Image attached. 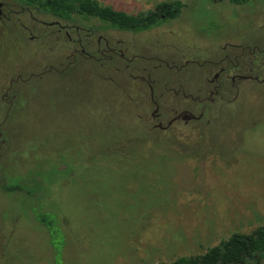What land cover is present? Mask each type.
<instances>
[{
  "label": "rangeland",
  "instance_id": "1",
  "mask_svg": "<svg viewBox=\"0 0 264 264\" xmlns=\"http://www.w3.org/2000/svg\"><path fill=\"white\" fill-rule=\"evenodd\" d=\"M99 1L136 13L161 0ZM183 1L178 18L122 38L151 57L172 42L162 33L181 32L185 49L202 32L216 41L236 35L264 11V0ZM9 25L0 21V264H157L264 223V86L226 105L229 122L220 116L185 150L171 134L137 129L141 118L149 123V87L122 62L80 58L68 68V45L51 50L50 40ZM53 63L66 70L29 77Z\"/></svg>",
  "mask_w": 264,
  "mask_h": 264
},
{
  "label": "flooded vegetation",
  "instance_id": "2",
  "mask_svg": "<svg viewBox=\"0 0 264 264\" xmlns=\"http://www.w3.org/2000/svg\"><path fill=\"white\" fill-rule=\"evenodd\" d=\"M10 1L0 0V21L3 28H8L9 24L11 27L19 26L33 40H47L46 43L50 40L51 50L68 45L71 54L68 55L66 67L81 65L80 58L93 59L102 67H115L117 61L122 62V69L129 77L149 87V97L146 98L148 107L145 109L150 112L149 123L138 115L141 119L137 129L148 135L154 133L151 136L171 134L175 143L185 150L194 149L220 116H223L224 121L229 119L226 105L233 106L241 102L246 93L256 95V87L264 86V11L254 18H247L238 34H227L218 41L210 40L201 31L204 38L196 39L195 45L188 44L186 51L177 44L182 33L172 29L167 34L162 33L164 39L172 42L161 43L159 54L149 57L137 52L138 45L128 42L121 35H138L154 27L134 32L110 27L103 30L84 27L77 22L51 17L50 21H44L30 7L19 6ZM113 32L119 37L115 38ZM59 58L60 56L56 60ZM62 64L58 63L60 66ZM65 68L59 70V66L53 63L44 72H32L29 77L42 76L50 71H65ZM162 68L165 70L160 71ZM153 74L156 76L154 79L151 78ZM18 79L23 80L21 75H18ZM15 82L12 80L10 86ZM8 93L9 89L5 95L9 96ZM15 96L14 94L13 97ZM139 104L141 107V101ZM9 105H15L13 99L9 100ZM183 133L192 139V146L180 142L187 138ZM132 140L134 139L129 141Z\"/></svg>",
  "mask_w": 264,
  "mask_h": 264
},
{
  "label": "trees",
  "instance_id": "3",
  "mask_svg": "<svg viewBox=\"0 0 264 264\" xmlns=\"http://www.w3.org/2000/svg\"><path fill=\"white\" fill-rule=\"evenodd\" d=\"M11 1L19 6L30 7L35 11L36 16L44 15L80 24L84 21H91L95 23L91 28L103 30L110 27L134 32L148 30L176 19L186 7L183 0H161L150 9L130 13L99 0ZM228 1L234 5H245L256 0ZM133 146L131 145L129 149ZM10 187L21 189L19 185ZM41 220L45 224L49 223L50 228L55 232L52 221H46L48 218L45 215L41 216ZM157 264H264V223L249 232H234L203 252L182 255L172 261Z\"/></svg>",
  "mask_w": 264,
  "mask_h": 264
},
{
  "label": "water",
  "instance_id": "4",
  "mask_svg": "<svg viewBox=\"0 0 264 264\" xmlns=\"http://www.w3.org/2000/svg\"><path fill=\"white\" fill-rule=\"evenodd\" d=\"M0 4H1V2H0Z\"/></svg>",
  "mask_w": 264,
  "mask_h": 264
}]
</instances>
